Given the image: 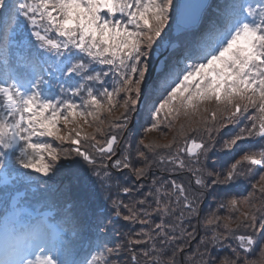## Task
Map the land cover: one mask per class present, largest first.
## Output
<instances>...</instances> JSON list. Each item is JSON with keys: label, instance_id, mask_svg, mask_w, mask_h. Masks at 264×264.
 Here are the masks:
<instances>
[{"label": "snow or ice", "instance_id": "obj_1", "mask_svg": "<svg viewBox=\"0 0 264 264\" xmlns=\"http://www.w3.org/2000/svg\"><path fill=\"white\" fill-rule=\"evenodd\" d=\"M125 169L152 177L130 203ZM119 219L140 228L112 243ZM125 253L264 264V0H0V264Z\"/></svg>", "mask_w": 264, "mask_h": 264}, {"label": "trees", "instance_id": "obj_2", "mask_svg": "<svg viewBox=\"0 0 264 264\" xmlns=\"http://www.w3.org/2000/svg\"><path fill=\"white\" fill-rule=\"evenodd\" d=\"M167 42V41H166ZM174 42V41H173ZM172 42V43H173ZM164 50V49H163ZM162 51V50H161ZM141 118H143V116H140ZM135 120H137L136 119V117H135ZM137 130L136 131H138L139 132V130H140V126L141 125H144V127H146L147 125L145 124V121H144V118H143V121H140L139 119H138V121H137ZM240 126H243L242 124L240 125ZM239 130V127L238 126H232V125H230L229 127H228V129H225L224 131L225 132H232V133H234V132H236V131H238ZM135 130H133V132H134ZM133 132H132V134H133ZM131 134V135H132ZM136 135V133L135 134H133V139H138L139 138V136H135ZM221 135H223V133H221ZM136 140H134V142H135ZM134 142H133V144L131 145V148H130V151H131V153H132V155L133 156H135V148H136V144H134ZM121 147H123V144L121 145ZM133 149V150H132ZM217 151H220L219 150V147H218V149H217ZM217 158L216 157H213V160H216ZM235 159H239V154L238 155H236L235 157H233L231 160H229V163H232V162H234V160ZM153 171H155V169L153 170ZM113 172H115L114 170H113ZM116 173V172H115ZM252 175V179L251 180H243V181H238V182H236L237 184H238V187L236 188V189H233V194H236L237 192L238 193H240V194H242V195H247V191L249 190V191H251V183L252 182H255V180H257L258 179V177H259V173L254 169L253 170V173L251 174ZM120 177V176H119ZM151 177V176H150ZM120 179V178H119ZM177 179H178V182L179 181H182V182H184L186 185H187V183H188V181L190 180V179H192L190 176H189V174H187L186 172L185 173H182V174H180L178 177H177ZM134 181V177H131L130 176V174L127 176V183L128 182H132V183H134V185L136 184L135 182H133ZM144 181H149V179L147 180H144ZM194 182V181H193ZM115 184H116V180H113V188H112V195H113V198H118V199H120V200H123L125 203H130V202H132L134 199H140V198H142L143 197V194H144V192H146L144 189H141L138 193H136V194H134V193H132L131 195H125L122 191H119L118 189H117V187L115 186ZM115 186V187H114ZM122 186V185H121ZM125 186H128V184L127 185H125ZM137 187H138V185H137ZM134 194V195H133ZM202 207L207 211L209 208H211V209H215L216 208V201H214L213 200V198L212 197H207L206 199H205V201H204V203H203V205H202ZM223 214H225V213H221V215H223ZM113 219L115 220V219H118V218H115V217H113ZM194 223H195V221H193ZM130 224V223H129ZM139 227L140 226H137V227H135L134 229L133 228H131L130 227V225H126V223H122V219H119V223H117L116 225H115V227H114V230H113V232H112V234H111V242L112 243H118V242H121L123 239H124V237H123V233H127V232H129V231H138L139 230ZM201 234H203V232L201 231ZM195 246V242H193V244H192V247L193 248H195L194 247ZM122 264H128V254L127 253H125L124 254V256L122 257Z\"/></svg>", "mask_w": 264, "mask_h": 264}, {"label": "rangeland", "instance_id": "obj_3", "mask_svg": "<svg viewBox=\"0 0 264 264\" xmlns=\"http://www.w3.org/2000/svg\"><path fill=\"white\" fill-rule=\"evenodd\" d=\"M165 46L166 47H168V50L170 51L171 50V46H167V43H166V41H165ZM162 51H163V48L161 49ZM162 58V57H161ZM209 107H214V105H209ZM136 119L137 120H135V117L133 118V120H132V122H131V125H130V131H129V133H128V135L125 137V140L127 141V143H129L130 145H132L133 144V142H134V140H136L135 142H134V144H136L137 145V142L139 141V139L143 136V127H144V125H141L140 126V130H139V132L138 131H136L137 129V121H138V119L140 120V121H143V118H141L140 116H137L136 117ZM230 126V125H229ZM133 130H135L134 132H133ZM132 132H133V134H135L136 133V137L137 136H139V138L138 139H133L134 137H133V134H132ZM132 134V135H131ZM170 136H171V134H170ZM149 137L150 138H157L158 137V134H156V133H151V134H149ZM161 142H163V141H161ZM133 150V149H132ZM134 157V156H133ZM129 175V171L127 170V169H125V170H123V175H120V174H118V173H115V172H113V176H114V179L113 180H116V178L118 177V178H120L119 179V181H120V184L122 185V186H125V185H127L128 184V186L130 185V186H133V187H137V185H138V187H139V183H143L144 184V190L147 192L148 191V189H149V186H150V184H151V179H152V177H148L147 178V180L149 179V181H141V182H136L135 181V179H134V181L133 182H135L136 184L134 185V183H130V182H128L127 183V179H126V177ZM120 176V177H119ZM258 179H259V177H258ZM115 186H116V184H115ZM114 186V187H115ZM137 187V188H138ZM252 190V189H251ZM249 191V190H248ZM146 192H144V193H146ZM137 192H134V194H136ZM133 194V195H134ZM122 223H126V225H130V227L131 228H135V227H137V226H140L139 224H131L130 222H126V221H123L122 220ZM130 223V224H129ZM140 228V227H139ZM195 247V246H194Z\"/></svg>", "mask_w": 264, "mask_h": 264}]
</instances>
